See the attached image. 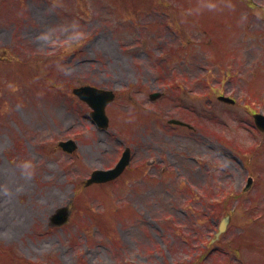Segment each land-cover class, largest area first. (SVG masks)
Returning <instances> with one entry per match:
<instances>
[{
	"label": "rangeland",
	"instance_id": "374dc122",
	"mask_svg": "<svg viewBox=\"0 0 264 264\" xmlns=\"http://www.w3.org/2000/svg\"><path fill=\"white\" fill-rule=\"evenodd\" d=\"M244 1L245 4L243 0H0V44L16 41L19 28L39 30V24L32 18L22 19L28 18L30 12H40L49 19L45 37L72 42L78 38V34L82 36L75 51L73 47L55 48L48 56L52 63L57 60V54L61 58L55 71L53 66H47L51 76L49 88L44 87L39 77L46 66L43 60L33 57L34 60L30 62L35 66H27L16 60L6 62L0 59V264H22V257L36 259L48 253L52 256L46 264H264V223L248 220V214L239 208L241 203H237L234 197L240 175H245V171L231 159L221 156L223 151L212 132L210 140L214 148L205 146L208 140L206 135L185 133L189 131L187 129L177 132L178 136L168 131L169 136L163 137L162 132L148 128L147 134L142 136L149 142L146 147L150 153L174 158L183 166L184 161L176 152L188 149L201 163L206 162L198 168L199 164L192 160L196 170L203 173L200 177L189 169L185 170L190 178L201 185L204 191L209 190L210 194L204 193L202 197L192 194L189 198L188 193L174 190L175 183L171 182L175 180L173 177L165 175L168 183L161 184L157 179V170L148 167V164L146 174L151 176L150 180H143L140 172L133 170L130 185L118 181L116 184H106L109 186L100 185L96 189L88 187L78 193L76 183H80L79 180L87 175L91 166L112 162L113 151H105L103 147L111 150L113 134L90 127L85 116L86 108L69 100L75 101L68 96V91H63L81 79L109 87L127 86L124 79H129L128 83L133 89L142 84L139 93L132 91L130 100L133 103L145 102L147 105L158 106L154 110H161L164 123L167 118L176 116L177 110L187 112L182 108L186 107L187 115L197 123L198 132L206 125L225 131L226 127L222 124L225 121L231 123L226 126L233 130L231 127L241 117L244 118L245 113L227 106L228 103H218L217 93L211 98L203 97V84L192 86L193 90H198L195 96L176 98L168 90L161 99L149 102L146 95L151 89V82H155L150 81L155 75L151 61L144 63V67L138 66V63L134 65L138 82H132L131 74L124 72L139 57L146 56L145 52L155 55V52L165 49L169 55L176 43L170 33L160 31V42L148 39L145 52L140 49L135 58L126 51V45L141 39L135 38V33L128 39L123 40V37L125 31L129 30L128 25L135 30L137 25L153 24L148 30L153 29L151 32L154 33L161 25L165 28L171 26L177 32V37L186 34L190 40L195 37L194 41L208 44L203 45L204 48L196 47L195 52L198 54H195L194 60L189 57L190 65L185 54L193 51L188 53L189 50H179L181 55L177 64L169 60L172 66L178 65V71L185 74L190 71L201 78L209 66H225L229 62L223 60L234 56L235 68L239 71L233 78L226 80L223 90L245 94L244 90L248 87L244 86L243 78H246L245 72L248 70L249 74L251 72L249 89L258 90L251 92H259L258 95L262 96L264 0ZM132 12L142 13H137L134 18L129 16ZM166 14L172 15L167 18ZM169 20H173V24ZM53 27L61 30L60 33H54ZM99 34L102 37L95 40ZM19 39L25 40L22 36ZM190 40H185L182 44L184 48L190 45ZM43 41L36 44L32 41L36 49L25 45H18L17 49L26 56L30 51L45 50L47 43ZM110 45L115 55L128 60L122 69L117 60L107 57L106 49ZM1 50L5 52V48ZM203 52L207 56L206 60L200 56ZM238 56L243 58L239 63ZM163 62V72L172 75L173 68L165 67ZM42 66L44 68H39ZM228 70L219 68L227 78L230 76ZM118 73L121 78L117 76ZM215 75L219 76L216 70ZM113 79L123 80L117 85ZM141 79H146V83ZM212 82L216 83L215 80ZM58 84L62 86V92L56 90ZM216 90L211 87L212 92ZM122 105L123 109H119V112L129 114L113 111L112 104L107 106L106 110L111 113L115 124L126 126L130 119L139 120L134 118L135 114H130L138 110L133 104L126 102ZM214 105L217 106L212 107ZM78 118L82 121L81 125H76ZM148 118H151L148 113L141 116L144 121ZM68 125L71 127L70 134L76 130L88 131L81 138L86 147L77 154L78 162H83L82 169L75 166L76 160L71 154L60 150L54 143L61 134L67 132ZM142 137L139 136L141 141ZM260 156L263 157L255 156L249 163H259ZM232 181L235 184L232 185ZM215 182L231 186L230 190L234 191L224 207L220 197L222 193L210 186ZM262 191V187H259L256 194ZM102 193H105V197H102ZM253 194L250 192L243 197L246 205L251 204ZM193 198L191 210L195 213H190L189 220L181 219L180 213L174 224L172 221H160L159 217L163 215L166 221L173 214L177 216L179 211L186 209L183 207L180 210L183 202ZM70 199L74 200L76 206L80 205L75 206L71 222L66 226L49 228L46 225L47 216ZM205 199L211 202L210 206L205 205ZM116 207L118 214L113 212ZM202 208L206 211V219ZM91 209L96 213H107L106 221L100 224L103 230L99 229V225L92 227L94 220L86 215L91 214ZM232 209L227 230L220 235L215 245H210L211 250L203 251V246L207 244L205 248L208 247V240L214 237L220 219ZM252 213L249 215H258L256 211ZM111 229L114 233H111ZM117 237L120 239L117 240ZM6 248L20 255H14L11 259L12 255ZM237 249L240 252L235 256Z\"/></svg>",
	"mask_w": 264,
	"mask_h": 264
},
{
	"label": "water",
	"instance_id": "95a60500",
	"mask_svg": "<svg viewBox=\"0 0 264 264\" xmlns=\"http://www.w3.org/2000/svg\"><path fill=\"white\" fill-rule=\"evenodd\" d=\"M225 220L222 222V225H221V227H220V229H222V227L225 225V223H226V218H224ZM219 229V230H220Z\"/></svg>",
	"mask_w": 264,
	"mask_h": 264
},
{
	"label": "flooded vegetation",
	"instance_id": "af4514ba",
	"mask_svg": "<svg viewBox=\"0 0 264 264\" xmlns=\"http://www.w3.org/2000/svg\"><path fill=\"white\" fill-rule=\"evenodd\" d=\"M112 148H113V150L117 151L118 153L120 152V150H117L118 148H115V149H114V147H112ZM122 174H123V173H122ZM122 174H121V175H122ZM121 175H120V176H121Z\"/></svg>",
	"mask_w": 264,
	"mask_h": 264
}]
</instances>
